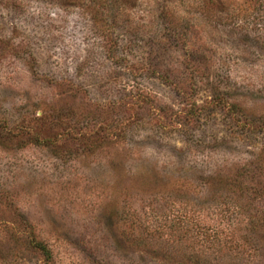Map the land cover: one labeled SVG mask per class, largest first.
<instances>
[{"label": "rangeland", "instance_id": "1", "mask_svg": "<svg viewBox=\"0 0 264 264\" xmlns=\"http://www.w3.org/2000/svg\"><path fill=\"white\" fill-rule=\"evenodd\" d=\"M92 1L0 0V264H264L256 0Z\"/></svg>", "mask_w": 264, "mask_h": 264}, {"label": "trees", "instance_id": "2", "mask_svg": "<svg viewBox=\"0 0 264 264\" xmlns=\"http://www.w3.org/2000/svg\"><path fill=\"white\" fill-rule=\"evenodd\" d=\"M225 1L231 2V0H225ZM223 2H224V0H202V2L200 3V6H201L203 13H206L208 11V8L210 5L218 6V8H223L225 6ZM104 4H106V3L103 2L102 0H98V2L92 1L89 3V5H87L86 8H87V10H90V11H94V10L97 11L98 9L101 10V9H104L105 7H107L108 10H112L113 8H115L114 6L119 8V5H120V4L117 5L116 1H114V0L108 6H106ZM252 4L255 7V10H253V11H255L254 13L262 15L261 17H258V25H260V26H261V24L264 25V0H256L255 2H252ZM258 6H260V9H258ZM241 8H242L241 11H240V9L237 8L238 9L237 13L240 12L241 15L231 14V16H229V18L234 19L236 16H238L242 20L245 17L244 13H249V10L245 9L243 5L241 6ZM206 16H209V15H206ZM197 260H198L197 262H201L200 259L197 258ZM203 264H207V262L205 261V262H203Z\"/></svg>", "mask_w": 264, "mask_h": 264}]
</instances>
